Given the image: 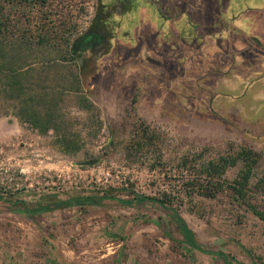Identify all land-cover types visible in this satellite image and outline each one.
Here are the masks:
<instances>
[{
  "label": "rangeland",
  "instance_id": "obj_1",
  "mask_svg": "<svg viewBox=\"0 0 264 264\" xmlns=\"http://www.w3.org/2000/svg\"><path fill=\"white\" fill-rule=\"evenodd\" d=\"M43 1L0 0L9 54L0 69V264H225L185 242L172 208L204 247L264 264V221L228 186L243 162L214 196L198 185L205 161L253 148L249 199L264 210V0ZM46 31L50 42L39 45ZM12 68L39 110L58 96L61 131L81 132V150L68 154L55 131L21 121L5 92ZM103 193L171 208L109 199L28 212L13 203Z\"/></svg>",
  "mask_w": 264,
  "mask_h": 264
},
{
  "label": "trees",
  "instance_id": "obj_2",
  "mask_svg": "<svg viewBox=\"0 0 264 264\" xmlns=\"http://www.w3.org/2000/svg\"><path fill=\"white\" fill-rule=\"evenodd\" d=\"M13 1V0H12ZM15 1V0H14ZM22 3H37L41 1L44 3L43 0H16ZM5 23L2 16V5L0 3V39L2 33L4 32ZM47 34V35H46ZM25 37V35H24ZM38 40L37 43L39 45H44L50 42V33L46 31L45 33H38L37 35ZM60 56L63 58V50H58ZM67 52L69 53L70 50L68 49ZM9 54L6 52L5 47L0 42V69H2L5 65L3 61L5 58H8ZM14 56V55H11ZM16 56V55H15ZM9 80L6 82V96L10 99H17L20 103V110L18 112V117L21 121L29 122L32 126L37 129L41 134H47L51 130L55 131L59 134L60 139L59 143L62 150L68 154H75L79 150L83 148V143L81 142V132L79 131H61V123L57 120L61 117L57 113V103H58V96L52 95L48 100L45 102L47 103V109L45 111L39 110L35 105L37 101L36 95H30L26 92V86L23 82L24 72L18 71L17 69L12 68L10 70ZM73 75V82L70 86L71 91L78 92L81 87L78 86L80 83V75L78 73H71ZM78 84V85H77ZM65 87V86H64ZM83 100L81 101V108L90 110L92 103L87 99V97L83 96ZM44 99V96L41 97ZM63 132V133H61ZM241 160L243 162V166L235 180L231 182L228 186L234 192V196L240 202H243L247 205V207L256 215L258 218L264 221V210L260 209L257 204L253 203L249 197L252 194L253 187L251 186V178L254 174V170L256 165L258 164L259 154L253 149L249 147H241L236 153H225L221 154L216 158L209 159L205 161L202 165V171L205 173L206 184L198 183L199 187H201V194L207 196H214L217 192L223 189L225 182L227 180L223 179V175L225 171L230 167L234 166ZM194 181V179H193ZM199 179H197V182ZM192 183V182H191ZM256 188H261L264 190V176L258 179L256 183ZM4 197L0 195V199ZM118 200V202L122 204H133L134 202L143 203L145 201H155L161 204L165 208H171L167 205L164 199H160L157 197H151L146 195H137L135 199H121L117 198L115 195L103 193V194H88L82 196H76L68 199H56L50 201L48 203H40L33 207H28L23 200H15L14 204H19L25 211L28 212H46V211H53L56 209L71 207L75 205L83 206V205H100L103 203L104 200ZM173 218L178 223L182 233L184 234L185 242L190 245L191 247L202 251L208 254H216L217 256L222 257L225 264H244L242 262H238L235 260L234 257L230 256L228 253L223 251H212L209 248L204 247L200 244L194 234V231L187 225L184 218L179 214V212L172 208ZM167 236L173 238L171 234L168 232L166 233Z\"/></svg>",
  "mask_w": 264,
  "mask_h": 264
},
{
  "label": "water",
  "instance_id": "obj_3",
  "mask_svg": "<svg viewBox=\"0 0 264 264\" xmlns=\"http://www.w3.org/2000/svg\"><path fill=\"white\" fill-rule=\"evenodd\" d=\"M89 163H93V161L89 162Z\"/></svg>",
  "mask_w": 264,
  "mask_h": 264
}]
</instances>
